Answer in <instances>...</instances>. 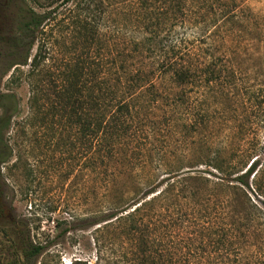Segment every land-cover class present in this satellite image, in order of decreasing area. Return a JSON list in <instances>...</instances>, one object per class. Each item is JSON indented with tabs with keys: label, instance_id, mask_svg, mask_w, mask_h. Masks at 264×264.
Returning a JSON list of instances; mask_svg holds the SVG:
<instances>
[{
	"label": "trees",
	"instance_id": "16d2710c",
	"mask_svg": "<svg viewBox=\"0 0 264 264\" xmlns=\"http://www.w3.org/2000/svg\"><path fill=\"white\" fill-rule=\"evenodd\" d=\"M112 1L129 7L141 32L128 40L131 58L108 66L84 53L51 82V110L95 144L100 191H110L83 222L111 233L119 248L114 264H264V15L249 12L245 0ZM24 17L21 29L48 18ZM243 20V28L255 23L254 54L241 43L243 33L238 43L230 42L229 27L220 34ZM192 24L210 32L189 37ZM172 29L174 36H161ZM244 55L255 60V87L239 79L236 62ZM34 61L38 67L40 58ZM159 101L184 109L180 123L195 139L192 156L165 159L155 173L144 170L149 147L135 140L145 110ZM227 101L255 104V138L249 123H225ZM30 102L37 106L38 97ZM42 248L33 245L31 254Z\"/></svg>",
	"mask_w": 264,
	"mask_h": 264
},
{
	"label": "rangeland",
	"instance_id": "374dc122",
	"mask_svg": "<svg viewBox=\"0 0 264 264\" xmlns=\"http://www.w3.org/2000/svg\"><path fill=\"white\" fill-rule=\"evenodd\" d=\"M245 4L252 14L264 15V0ZM31 11L48 18L37 29H21L22 17ZM247 23L226 24L220 34L229 27L234 43L243 33L241 43L254 54L255 23L243 28ZM133 24L129 7L112 0H0V264H114L119 248L111 233L83 222L110 196L108 189L101 193L97 166L92 164L95 144L78 135L76 123L51 110V82L66 64L86 54L93 63L108 66L131 58L130 35L141 34ZM210 28L192 24L185 33L208 35ZM166 32L161 36L176 34L174 29ZM35 55L41 60L38 67ZM247 57L236 62L239 79L255 87V60ZM239 95L247 97L243 90ZM34 96L37 106L30 102ZM225 111V123H249L255 138V104L227 101ZM183 112L163 101L145 110L135 140V145L145 143L150 149L145 171L158 173L154 167L163 160L192 156L195 136L180 123ZM169 115L177 123H170ZM130 171L142 179L137 167ZM36 244L42 251L32 255Z\"/></svg>",
	"mask_w": 264,
	"mask_h": 264
}]
</instances>
